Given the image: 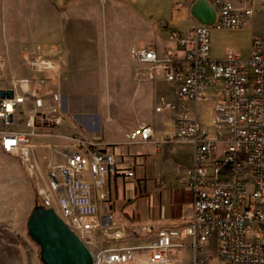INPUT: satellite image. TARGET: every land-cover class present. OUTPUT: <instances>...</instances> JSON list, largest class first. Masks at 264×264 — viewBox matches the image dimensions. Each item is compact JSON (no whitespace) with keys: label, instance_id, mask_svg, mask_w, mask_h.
I'll use <instances>...</instances> for the list:
<instances>
[{"label":"built area","instance_id":"1","mask_svg":"<svg viewBox=\"0 0 264 264\" xmlns=\"http://www.w3.org/2000/svg\"><path fill=\"white\" fill-rule=\"evenodd\" d=\"M204 1L216 18L204 25L189 16L191 27L172 33L179 52L167 50L158 56L152 48L130 50L136 63L160 67L164 78L175 84L177 102L160 98L157 110H176L179 116L175 115L172 136L192 145L193 162L181 170L180 177L192 196V221L178 230L159 229L153 239L138 237L145 243L126 245L124 228L111 213L98 209L99 202L109 200V179L119 173L133 176L123 168L125 161L106 150L73 145L64 152L63 163L48 166L40 193L45 208H52L92 250L99 229L116 230L111 241L118 244L92 252L94 264H132L139 253L145 256V264H209L196 254L212 236L221 259L264 264V41L254 38L247 56L233 48H226L221 59L209 56L210 29L241 27L256 0ZM47 65L36 62L37 69ZM4 77L0 60V82ZM11 89V97L0 99V148L28 161L31 137L61 119L60 96L52 94L53 105H48L39 93ZM5 100L10 109L2 104ZM28 101L31 109L25 107ZM203 104H210L209 111ZM46 111L53 118L45 116ZM19 120L21 124L16 123ZM149 134L150 129L140 125L126 131L125 138L130 143L145 142ZM79 153H86V162H79Z\"/></svg>","mask_w":264,"mask_h":264},{"label":"rangeland","instance_id":"2","mask_svg":"<svg viewBox=\"0 0 264 264\" xmlns=\"http://www.w3.org/2000/svg\"><path fill=\"white\" fill-rule=\"evenodd\" d=\"M64 1L50 0L59 7L57 10H31L34 6L39 7L42 0H0V60L5 71L0 86L29 89L43 96L48 105H53L52 94H58L61 101L60 123L43 127L40 131L37 129L41 135H34L29 140L28 161H21L0 148V264H42L40 248L28 236L26 222L37 203L44 205L40 193L46 186L48 164L63 163L65 151L74 149L73 145H80V148L86 145L106 150L116 157L121 155L126 163V157L115 154L113 147L145 143L128 142L126 131L143 123L160 128L159 138L176 132L174 115L163 107L157 110L160 98L177 102L175 84L164 78L160 67L136 63L130 50L145 46L153 49V37L169 40V34L172 39L174 30L187 27L191 22L189 16L192 17L189 10L186 16L184 10L173 9L176 4L182 8L187 0H117L132 10H104L98 0H85L87 10H63ZM261 2L264 0L254 2L252 13L241 27L210 29L211 59H221L226 48L247 56L254 38L264 41V7ZM164 20L168 21L167 24ZM35 44L48 48L44 52ZM63 45H66L65 49ZM166 51L158 48L156 53L163 56ZM39 61L48 65L37 69L36 62ZM203 105L209 111L210 104ZM26 106L33 107L30 101ZM136 118H148V123L141 119L135 121ZM166 119L167 125L162 122ZM12 126L17 127V124ZM164 126L171 129L162 130ZM158 130L155 129V133ZM170 135H164L167 141L162 138L156 144L161 147L184 144L182 141H168ZM187 145L192 154V145ZM126 169L134 178V172ZM181 170H178L177 179L188 191L192 205L191 193L180 181ZM101 203L104 202L98 203L99 211L109 212L100 209ZM143 204L142 211L145 212L146 201ZM155 211L151 207L147 215L151 217ZM114 219L125 227L121 224V220L127 222L125 218L114 216ZM127 226L133 227L128 223ZM128 233L126 245L146 242L135 240L132 233ZM93 238V250L113 244L99 232ZM216 251L212 236L197 252V257L209 264H232L221 259ZM139 255L143 257L141 253Z\"/></svg>","mask_w":264,"mask_h":264},{"label":"crops","instance_id":"3","mask_svg":"<svg viewBox=\"0 0 264 264\" xmlns=\"http://www.w3.org/2000/svg\"><path fill=\"white\" fill-rule=\"evenodd\" d=\"M84 1L85 0H65L63 3V10H87V5ZM99 2L102 3L101 5L104 10H132L129 6L117 0H98V3ZM192 2L193 0L185 1L181 5L182 8H179V4H176L173 9L184 10L186 16H188V5H191ZM41 3L39 7L34 6L31 10H57L59 8L53 5L50 0H42ZM165 22L167 24L168 21ZM191 23L192 22H190L187 27L181 29L190 27ZM153 40L154 41L151 43H153V49L156 51L160 48L171 50L172 52H179V47L170 38V34L169 40H156L155 37H153ZM139 44H141V42ZM36 46L35 44V47ZM37 47L44 52H46V48H48L41 44ZM63 47L65 49L66 45H63ZM140 119L141 118H136L135 121L139 122ZM147 119L148 118H143L141 120L144 123H148L146 122ZM166 121L167 119L162 122L167 125L168 123ZM148 126L152 128L153 132V136L149 142L113 147L115 154H122L126 157L127 161L123 168L132 170L135 176L134 178H129L125 177L123 173L117 174L108 183L111 201L100 204V209L102 211H109L118 219L122 217L125 218L127 222L121 220V224L125 226L122 227L125 228L126 232H130L129 234L132 233V236H135L138 227L144 224H151L155 229L161 228L169 230L183 226L191 219L190 195L177 179L179 174L178 170L192 163L191 148L186 143H172L164 147L157 145L155 141L159 139L162 131H159L160 128H158V130L153 126L159 131L155 133V129L151 125ZM164 127H166V129H163ZM164 127H162V130L171 129L170 126H168V128L167 126ZM158 133L159 135H157ZM121 172H123V170ZM129 199L134 200L132 203L124 206V201ZM143 201H146L147 204L145 212L142 211V206L144 205ZM151 207L152 210H156V214L149 217L147 214ZM129 222L133 223L130 224ZM138 222L144 223L137 225ZM127 223L133 225V227L129 228ZM134 224L137 226H134Z\"/></svg>","mask_w":264,"mask_h":264},{"label":"water","instance_id":"4","mask_svg":"<svg viewBox=\"0 0 264 264\" xmlns=\"http://www.w3.org/2000/svg\"><path fill=\"white\" fill-rule=\"evenodd\" d=\"M189 13L198 22L211 24L213 9L204 0L193 1ZM0 96H12V90H0ZM28 236L39 246L42 264H92V256L80 239L51 208L36 207L27 219Z\"/></svg>","mask_w":264,"mask_h":264},{"label":"bare ground","instance_id":"5","mask_svg":"<svg viewBox=\"0 0 264 264\" xmlns=\"http://www.w3.org/2000/svg\"><path fill=\"white\" fill-rule=\"evenodd\" d=\"M193 1H196V0H193ZM188 8H190V4L188 5ZM213 12H214V19L216 18V12L213 10ZM194 18V17H193ZM194 20L197 22V23H199V24H203V23H200V22H198L195 18H194ZM214 21V20H213ZM204 25H206V24H204ZM209 25V24H208ZM249 54V52L247 53V55ZM0 90H1V88H0ZM2 90H7V89H2ZM12 90V89H11ZM12 94H13V91H12ZM175 95H176V91H175ZM3 98H9V97H7V96H3V97H1L0 96V99H3ZM8 101H3L2 102V104L4 103V106L7 108V109H10V105H9V103H7ZM61 106V105H60ZM194 105H192V107H193ZM170 113H171V115H174V117H175V115H177V116H179V113L176 111V110H171V111H169ZM45 116H47V117H51V118H53V114L51 113V112H49V111H46L45 112ZM16 123H22L21 122V120H19V122H16ZM58 123H60L59 121H58ZM140 125H144V126H146V127H148L149 129H150V134H149V139L147 140V141H145V143H147V142H149L150 140H151V138H152V136H153V132H152V128L150 127V126H148V125H146V124H138V126H140ZM47 126H50V124L49 125H47ZM137 126V127H138ZM44 127H46V126H44ZM36 131H37V129H36ZM167 135H170V134H167ZM170 137H171V140L173 141V142H177V140L175 139V137H173L172 135H170ZM165 139L164 141H167L166 140V138H164V136H162V137H160L158 140H156L155 142L156 143H160V141H161V139ZM0 142H3V134H0ZM187 144H188V142H186ZM27 151H28V154L30 155V150H29V148H27ZM10 154V153H9ZM120 157V156H119ZM121 158V157H120ZM79 162H86V153H79ZM192 162H193V156H192ZM192 164V163H191ZM49 165H52V164H48V166ZM47 166V167H48ZM190 166V165H189ZM188 167V166H187ZM184 168H186V167H184ZM184 168H182V169H184ZM108 197L110 198V194L108 193ZM55 213V212H54ZM56 215H57V213H55ZM58 216V215H57ZM59 217V216H58ZM193 217H194V213H193V209H192V205H191V219L189 220V222L188 223H190L191 221H192V219H193ZM60 218V217H59ZM60 220L62 221V219L60 218ZM63 222V221H62ZM64 223V222H63ZM65 224V223H64ZM187 224V223H186ZM185 224V225H186ZM66 225V224H65ZM146 225H148L149 227H150V230L149 231H144V229H143V227L144 226H146ZM67 226V225H66ZM184 226V225H183ZM68 227V226H67ZM180 227H182V226H180ZM180 227H177V228H172V229H170V230H178V229H180ZM69 228V227H68ZM105 227H103V229H99V232H100V234L104 237V238H106V239H110V242H113V244L111 245V246H115V245H117L118 244V242H116V244L114 243L115 241H111V240H113V233L116 231V230H113V229H104ZM70 229V228H69ZM159 229H161V228H157V229H155L151 224H144V225H141L140 227H138V231H137V234L135 235V236H133V239H135V240H138V237H140V236H142L143 238H145L146 240L147 239H153V237H154V235H155V232L157 231V230H159ZM71 230V229H70ZM164 230H168V229H164ZM72 231V230H71ZM73 232V231H72ZM74 233V232H73ZM124 233H125V235L127 236V232H126V230H125V228H124ZM75 234V233H74ZM129 234V233H128ZM76 235V234H75ZM132 235V234H131ZM77 236V235H76ZM78 237V236H77ZM32 240V239H31ZM214 240H215V243H216V246H217V239H216V237L214 236ZM33 241V240H32ZM86 247H87V249L89 250V252H90V254H91V256H92V264H94V259H93V254H92V252H94V254H95V250H92L91 249V247H89L88 245L89 244H85L82 240H80ZM34 242V241H33ZM208 243V242H207ZM206 245V244H205ZM108 247H110V246H108ZM106 248V247H105ZM140 254V253H139ZM137 255L136 256V258H135V260L132 262V264H137V262H139V261H141V262H143V264H145V256L143 255V257L141 256V255ZM196 257H197V254H196ZM198 258V257H197Z\"/></svg>","mask_w":264,"mask_h":264},{"label":"trees","instance_id":"6","mask_svg":"<svg viewBox=\"0 0 264 264\" xmlns=\"http://www.w3.org/2000/svg\"><path fill=\"white\" fill-rule=\"evenodd\" d=\"M133 200H134V199L126 200V201H124L123 205L126 206L127 204L132 203ZM36 207H43V206H42L41 204L37 203V205L35 206V208H36Z\"/></svg>","mask_w":264,"mask_h":264}]
</instances>
